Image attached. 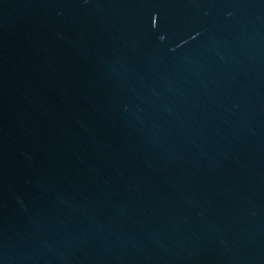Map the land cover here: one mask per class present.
Here are the masks:
<instances>
[{"label":"water","instance_id":"obj_1","mask_svg":"<svg viewBox=\"0 0 264 264\" xmlns=\"http://www.w3.org/2000/svg\"><path fill=\"white\" fill-rule=\"evenodd\" d=\"M0 264H264V0H0Z\"/></svg>","mask_w":264,"mask_h":264}]
</instances>
